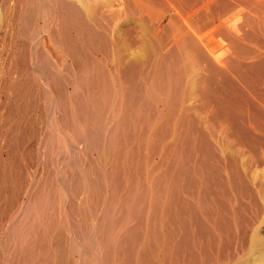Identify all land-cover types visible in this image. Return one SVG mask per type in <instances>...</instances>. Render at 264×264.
I'll return each mask as SVG.
<instances>
[{"label":"bare ground","instance_id":"1","mask_svg":"<svg viewBox=\"0 0 264 264\" xmlns=\"http://www.w3.org/2000/svg\"><path fill=\"white\" fill-rule=\"evenodd\" d=\"M34 1L3 0L5 36L14 40L13 24L20 18L34 20L35 8L28 10ZM87 1L44 0L50 18L44 15L53 24L50 37L59 49L56 60L50 50L38 53L31 45L30 55L14 52L8 72L0 65L6 98L0 102V148L7 153L0 154V245L18 248L14 261L12 251L1 259L93 264L73 254L78 240L91 232L99 252L95 264H232L236 256L237 264H264V0ZM21 42L11 45L27 52ZM37 76L46 83L42 94L51 99L50 126L56 130L39 139L41 158L52 166L31 176L21 162L32 154L20 146L39 136L33 115L42 98ZM174 117L178 131L171 132ZM145 138L153 157L142 168ZM70 141L83 143L86 156L96 150L105 167L87 159L79 172ZM198 152L200 172L188 165ZM210 161L217 165L209 167ZM195 173L216 176L223 199L208 198L209 187L204 195L200 190L197 203L183 197L184 182L190 190L196 187ZM108 181L110 200L102 193ZM61 190L68 195L63 212ZM77 201H88V216L78 214ZM5 220L7 234L1 232ZM117 225L122 233H110ZM221 237L226 250L236 240L242 255L231 250L221 256ZM246 245L248 252L259 250L250 262Z\"/></svg>","mask_w":264,"mask_h":264},{"label":"rangeland","instance_id":"2","mask_svg":"<svg viewBox=\"0 0 264 264\" xmlns=\"http://www.w3.org/2000/svg\"><path fill=\"white\" fill-rule=\"evenodd\" d=\"M87 1V0H86ZM90 2H93L94 0H89ZM89 1H87L88 2V4H89ZM102 0H100V2H101ZM104 1V0H103ZM3 0L2 1H0V6L2 7L3 6ZM35 2H37V4L35 3ZM44 2V0H35L34 1V3L35 4H33V6L34 7H32V8H28V10L29 11H31L32 12V10L35 8V10H33V12H32V17L34 18V20L31 18V21H33V22H31V21H29V22H27V20H25L24 22H23V18H20L21 20H19V21H21V22H19V21H17V22H15V24H13V27H14V33H13V35L15 36L17 33V35L15 36V38H14V40L12 39L13 37L11 36V38H10V36H7V37H9L8 39L6 38V36H5V34H6V32H5V29H3V21H0V56H2L3 57V60L4 61H2V59H0V65H1V63H4V64H2L3 66V69H4V72H8L9 70H11L10 69V65L11 64H8L7 63V61H9V63L10 62H12V64H14V62H13V58H12V56L14 55V52L16 53V52H18V54L22 57L23 55H24V53H28V55H30V53H31V49H30V47L32 48L33 46L34 47H36V50L38 51V53H39V51H40V53L43 51V53L42 54H44L45 52H46V50H50L48 53H50L52 56V61L53 60H56V57H55V54H57V52L59 51V49L57 48V45H56V43H55V41L54 40H52V37H50V34H52V32L51 31H53L52 29H53V24L51 23V21H49L48 19L50 18V16L48 15V14H46V13H49V11H47V9L44 11V7H42L43 6V3ZM40 3V4H39ZM103 3V2H102ZM15 3L12 1L9 5H11V6H13ZM87 4V5H88ZM4 8V6L2 7V12H3V9ZM26 8V9H27ZM37 8V9H36ZM25 8L23 9V11L25 12V10H26ZM46 12V13H45ZM34 13V14H33ZM48 15V17L49 18H47V16H45V15ZM34 15H36V16H34ZM46 17V19L44 18V17ZM36 18V19H35ZM49 21V22H48ZM22 23H28L27 25L25 24H22ZM38 24V25H37ZM14 25H16V27L14 26ZM21 25V26H20ZM24 25V26H23ZM22 26L25 28V30L26 29H28L27 30V32H26V34L24 33V31H23V29L24 28H22ZM26 26V27H25ZM50 26V27H49ZM49 27V28H48ZM22 30H21V29ZM48 29V30H47ZM18 30H21V31H23V33L21 32V31H18ZM18 31V32H17ZM50 31V32H49ZM4 32V33H3ZM16 33V34H15ZM19 33H21V34H19ZM27 33H29V35L27 34ZM33 35H32V34ZM22 34H25V35H27V36H25V35H23V38H24V40H22L23 38H22ZM2 36L4 37L5 36V38H4V40H3V38H2ZM25 36V37H24ZM28 38L29 39H31L32 41H34V42H30V40H28ZM51 38V39H50ZM10 39H12L13 41H14V43H12L13 41L11 40V43H9V41H10ZM19 39H21V40H19ZM8 40V41H7ZM15 40L16 41H19V42H21V41H25V43L24 44H26V46H28V50H27V52H25V51H20L19 52V50L21 49H18V51H15V49H17V48H15L14 46H12L13 44H15ZM36 40V41H35ZM27 41V42H26ZM21 43H23V42H21ZM32 43V44H31ZM35 43H36V46H35ZM8 44H10V46L8 45ZM12 44V45H11ZM30 44V45H29ZM31 45H33V46H31ZM37 45H38V47H37ZM14 48V49H12V48ZM9 48V49H8ZM40 48V49H39ZM54 48V49H53ZM13 50V52H12V50ZM30 49V50H29ZM45 50V51H44ZM30 51V52H29ZM12 52V53H11ZM47 53V52H46ZM45 53V54H46ZM59 53V52H58ZM11 57V61H10V58L9 57ZM9 58V60H8V58ZM14 57V56H13ZM21 57H19V59L18 60H20V58ZM54 58V59H53ZM7 59V60H6ZM6 61V62H5ZM20 61H18V68L19 69H21L20 67H22V64L21 63H19ZM54 63V62H53ZM56 63V62H55ZM8 65V66H7ZM30 65H32V64H30ZM20 66V67H19ZM32 67H34L33 65H32ZM0 68H1V66H0ZM9 68V69H8ZM34 69V68H33ZM38 77V76H37ZM36 79V78H35ZM39 79H41L40 77H38L37 78V81H36V83H38V88L40 87L39 85H41V87H40V90L42 89H44V86H46V83H45V85L43 86L42 85V83L43 82H41L42 81V79H41V81L39 80ZM2 81H3V79H2ZM3 83V82H2ZM39 90V89H38ZM41 90V92L39 91V94L41 93L42 94V92H44V90L42 91ZM1 94H0V102H1V105H2V102L3 101H5L6 100V98H5V96L3 95V93L2 92H0ZM45 93V92H44ZM43 93V94H44ZM43 94H42V98H39L37 101H38V104H39V106L38 107H36V111H35V113L33 114L34 115V117L32 116V118H34V119H36V121H35V123H36V125L38 124V126H39V136L38 137H33L32 138V136L28 139V140H24V142H26V143H24V144H21V146H20V149L23 151V150H26V151H28V150H30V152H31V154L32 155H30V158L29 159H25V160H23L21 163L25 166L26 165V167L28 168V170L30 171V175L32 176V175H34L35 173L37 174V175H39L40 176V174H42V170H43V168H45L46 169V165L48 166V167H51L52 165H50L49 164V162L47 161V162H45L44 161V158H43V160H42V158L41 157H43V156H41V155H44L43 153H44V146L42 145V143H41V141L39 140L40 139V136L42 137L43 136V134H46L49 130L50 131H52L53 133H54V131L56 130V127L54 126V125H51L50 126V124H53V121H52V123H50L51 122V120H52V118H54L53 116H51V114L49 113V109H50V104H51V99H50V97H44L43 96ZM41 96V95H40ZM40 99H41V102H40ZM49 101V102H48ZM47 102V103H46ZM200 103H201V101H198L197 103H196V108L197 109H199V112H201L200 110V108H201V105H202V103H201V105H200ZM1 105H0V108H1ZM50 106V107H49ZM160 107H162V106H160ZM200 107V108H199ZM1 110L2 109H0V112H1ZM50 115V116H49ZM51 117V118H50ZM50 119V121H48ZM161 122V121H160ZM48 123V124H47ZM159 124H163L164 125V123H159ZM171 125V126H170ZM170 125H169V129L168 130H170L171 132H174V131H176L177 130V127H178V121H176V118L174 117L172 120H171V122H170ZM173 126H174V128L175 129H173ZM54 128V129H53ZM171 128L173 129V131L171 130ZM49 129V130H48ZM51 129H53V130H51ZM43 130V131H42ZM178 131V130H177ZM43 132V133H42ZM52 132H50V133H52ZM195 135V138H198L199 137V135H198V133L196 134H194ZM196 136H198V137H196ZM69 136H67L66 138H68ZM67 140V139H66ZM32 141H34V142H32ZM39 141H40V144H39ZM71 142V144L69 143V145H73L74 143H72V141H70ZM33 145H32V144ZM35 143V144H34ZM75 144H76V146H75ZM74 144V146L75 147H77V148H75V147H73L74 149H76V150H74L73 148H72V151L74 152V164L77 162V164H75L74 166V168H76L79 172L81 171L80 170V168H81V166L80 165H85L86 164V160L87 159H89L90 161H91V159L92 160H95L96 162H98V164L99 165H103L104 166V164H102L103 162H102V160L101 161H97V160H99L98 159V157L96 156V155H98V153H96L97 151L96 150H94V149H92V151H91V153H90V155H87L86 156V154H88L87 153V151L85 150L86 149V147L84 146V147H82V145H83V143H80V145H79V143H75ZM144 147H143V149L144 148H146V150L144 149V151L142 150V153H143V155L141 154V160H140V166L142 167V168H144L145 166H146V164H147V160L149 159V161L151 160L150 158H152L153 157V155H150L147 151H148V149H147V140H146V138H145V141H144ZM22 145H23V147H22ZM41 145V146H40ZM56 145V144H55ZM54 145V147H56ZM78 145V146H77ZM57 146L58 147H56V149L58 148L59 149V147L60 146H62L61 144L60 145H58V143H57ZM0 147H1V145H0ZM34 147H35V149H34ZM27 148V149H26ZM33 148V149H32ZM62 148V147H61ZM60 148V149H61ZM80 148V149H79ZM3 149V148H2ZM1 148H0V154H1V156H2V158H4V157H7V155H5V154H7L6 153V150H2ZM79 149V150H78ZM84 151H83V150ZM160 149H162V147L160 148ZM1 150H2V152H1ZM35 150V151H34ZM93 150H94V152H93ZM34 151V152H33ZM82 151V152H81ZM86 152V153H85ZM146 153H147V155H146ZM34 154V155H33ZM84 154V155H83ZM92 154V155H91ZM78 155V156H77ZM82 155V156H81ZM83 156H84V159H83ZM85 156H86V158H85ZM93 156V157H92ZM77 157V158H76ZM81 157V158H80ZM193 158L191 159V161H189L188 163H190V164H188L191 168H193V170L195 169V171L197 170L198 172H200L199 171V167H201V160H202V155L200 154V152H198L197 154L195 153V154H193V156H192ZM198 158H199V160H198ZM78 159V160H77ZM147 159V160H146ZM80 160V161H79ZM28 161H29V163H28ZM76 161V162H75ZM84 162L83 164L81 163V162ZM99 162H101V163H99ZM144 162V163H143ZM211 162V163H210ZM210 162H208L207 164H208V166L210 165L211 167H214V166H216L217 164L215 163V162H213V161H210ZM213 162V163H212ZM214 164V165H213ZM78 165H79V167H78ZM88 165V164H87ZM108 165V168L110 169L111 168V166L113 165V164H111V163H109V164H107ZM102 166V167H103ZM209 166V167H210ZM78 167V168H77ZM105 167V166H104ZM196 171V172H197ZM197 174H198V176H197ZM200 175V176H199ZM210 174H204V175H201V174H199V173H195L194 175H192L191 174V177L192 178H194L196 181H195V183H196V187L194 188V189H189V187H188V183L186 184L185 182H184V192H183V197H185V198H187L188 200H191V201H193L194 203H197V201H198V199H199V197H200V190L202 191L201 192V195H204V190H205V188L206 187H209V188H211V189H208V192L206 193V196L208 197V198H210V199H212V201H214V202H216L217 203V199H216V197L218 198V196H219V198L218 199H223V197L222 196H224V193H222V191L220 190V188L218 187V185L221 183V182H218L219 181V179L218 178H216V176H210ZM94 177V178H93ZM93 177H92V180L94 181V179H95V176L93 175ZM204 177H206V178H208V179H206V178H204ZM32 178V177H31ZM221 179H222V177H220ZM33 179V178H32ZM217 179V180H216ZM200 180V181H199ZM222 180H224V179H222ZM211 181V182H210ZM124 183H123V185L124 186H127L126 185V183H127V181L125 182V181H123ZM187 182V181H186ZM217 182H218V184H217ZM222 182H225V181H222ZM210 183H212L214 186H212V184H210ZM216 184V187H215V184ZM84 184V183H83ZM82 184V187L84 186ZM109 184V181L107 182V184L105 185L106 187H105V191L104 192H102V193H104V197H109L108 199L110 200L111 199V197H113V195H112V191H111V188H110V184H109V186H107ZM201 186V187H200ZM128 187V186H127ZM108 188V189H107ZM125 188V190H121V193L122 192H124V194L126 193V190H127V188L126 187H124ZM123 188V189H124ZM202 188V189H201ZM215 190H214V189ZM82 189H86L85 187H83ZM106 189H107V191H106ZM110 189V190H109ZM191 192H190V191ZM196 190V191H195ZM188 191V192H187ZM193 191V192H192ZM212 191H213V193L216 195V196H214V194H212ZM219 192V193H217V192ZM135 192L136 193H138L139 195L140 194H143V190L141 189V188H136L135 189ZM220 192H221V194H220ZM107 193V194H106ZM191 193V194H190ZM57 194H59L58 196V205H59V208H60V210L63 212V211H65V208L66 207H63L64 206V204H65V206H66V203H64L65 202V199L67 200V196H66V194H64V192L61 190V192H59V193H57ZM63 194H64V196H63ZM212 194V195H211ZM220 194V195H219ZM61 195V196H60ZM107 195V196H106ZM66 196V197H65ZM214 196V197H213ZM22 197H26V193H24L23 192V194H22ZM63 197H65V198H63ZM82 197V196H81ZM221 197V198H220ZM23 198V199H24ZM60 198L63 200H60ZM151 198V197H150ZM150 198L148 199V200H150ZM214 198V199H213ZM236 199H238V201L240 200L241 201V199L240 198H238V196L236 197ZM216 200V201H215ZM83 201V200H82ZM82 201H80V202H78V203H81V207H80V211H78V214L80 213L81 215H83V216H85L86 217V215L88 214L89 215V211H90V205L88 204V201L87 202H82ZM22 202V201H21ZM60 202V203H59ZM218 202H219V200H218ZM26 203H28V200H26L25 199V204ZM84 204V205H83ZM118 204V203H117ZM86 205V206H85ZM220 206H217L218 207V209H217V213H221V210H223L224 208H222V206H221V204H219ZM120 207V204H118V205H116L115 207H114V210H113V214L114 215H112L113 216V219H116V218H118V215H119V212H118V208ZM84 208V209H83ZM219 208H220V210H219ZM85 210V211H84ZM225 211V210H224ZM85 212V213H84ZM88 212V213H87ZM84 213V214H83ZM222 213H223V211H222ZM87 215V216H88ZM80 216V215H79ZM9 218V215L8 216H5L4 218ZM84 217V218H85ZM6 220H8V219H6ZM3 221L4 223L3 224H5L3 227L5 228L6 226V228H7V230H6V228L4 229V228H2L1 230H3V231H1L3 234L5 233L4 232V230L6 231V234H7V232H8V230H9V221ZM7 224H6V223ZM128 223H127V225H129V226H133L134 225V221H132V222H130V221H127ZM131 224V225H130ZM119 225H117V226H115L114 228H112L111 229V232L110 233H112V234H120V233H122V231H120V229H123V228H121L120 227V229H119V227H118ZM264 224H262L261 225V229H263L264 227ZM118 227V228H117ZM177 229V228H176ZM196 229V227L194 228L193 227V229L192 230H194L195 232L193 233V231L191 232L192 233V237L194 238V234L196 233V234H198L197 233V231H198V229H197V231L195 230ZM178 230V229H177ZM178 231H179V234H178ZM178 231H176V234H177V237L178 236H180L181 235V232H180V230H178ZM252 231V230H251ZM250 231V232H251ZM263 232V236H264V231H262ZM91 233V232H90ZM90 233L88 234V235H90ZM222 233V232H221ZM195 234V235H196ZM251 234V233H250ZM88 235H85L86 236V238H83V239H81V240H78V242H77V249L79 250V248H80V250L79 251H77V249H76V252L75 253H73L74 254V258L75 259H79V257H81V255H83V258L82 259H86V261H91L93 264H95V259H96V257L94 256L95 254H98L99 252H98V246H97V243L95 242V240H94V238H93V236H92V233H91V235L90 236H88ZM88 236V237H87ZM196 237H198L197 235H196ZM194 238V240L195 239H197V238ZM88 238V239H87ZM222 238V241L220 242L221 243V245L217 248V250H219V254L221 255V256H223V255H227V252L229 251V252H231V250H232V252L231 253H235V251H237V253L238 254H240L239 256H241L242 255V253L240 252V251H238V250H240V247H239V245L237 244V242H236V240H235V242H234V244H233V248H230V250H229V248H228V250H226L227 249V247H226V241H224L225 239H223V237H221ZM85 239V240H84ZM88 241H87V240ZM93 239V240H92ZM92 242H91V241ZM81 241V242H80ZM85 241H87V242H89V243H86ZM83 242V243H82ZM2 243H4V241L3 240H1L0 241V244H2ZM222 243H224V244H222ZM87 244H89L88 245V247L89 246H91V247H89V248H87ZM82 245H84V246H82ZM224 245V246H223ZM236 245V246H235ZM80 246V247H79ZM92 246H94V247H92ZM95 246H97V252L95 251ZM238 246V247H237ZM11 247V249L9 250V248H5V246H3V245H0V264H4V263H2V262H5V264H9V262H7V260H4V259H1L2 257V255L3 254H9V251H10V253L12 254V252L15 250V251H17L16 249H18V248H15V246L14 245H11L10 246ZM224 247H226V249L224 248ZM246 247H247V245H246ZM250 246L248 245V247L246 248V250L243 252L244 254H245V256H246V254H249V261H247V262H250L251 261V253L252 254H255V252L257 251V252H259V250H251L250 252H248L247 250H248V248H249ZM94 248V249H93ZM237 248H238V250H237ZM82 249V250H81ZM92 249V250H91ZM225 249V250H224ZM236 249V250H235ZM5 250H6V252H5ZM83 250H85V251H83ZM87 250V251H86ZM12 251V252H11ZM81 251V252H80ZM79 252V253H78ZM88 252V253H87ZM223 252V253H222ZM248 252V253H247ZM2 253V254H1ZM15 252H13V254H12V257H11V261H14V256L13 255H15L14 254ZM80 253H83V254H80ZM86 253V254H85ZM91 253V254H90ZM78 254V255H77ZM85 254V255H84ZM79 256V257H78ZM85 256V257H84ZM86 256L87 257H89V258H86ZM92 256V257H91ZM237 257L238 256H236V258H234V260L233 261H235V262H237L236 260H237ZM12 258H13V260H12ZM7 262V263H6ZM235 262H233L232 264H237V263H235ZM11 264V263H10ZM231 264V263H230Z\"/></svg>","mask_w":264,"mask_h":264},{"label":"built area","instance_id":"3","mask_svg":"<svg viewBox=\"0 0 264 264\" xmlns=\"http://www.w3.org/2000/svg\"><path fill=\"white\" fill-rule=\"evenodd\" d=\"M0 75H1V70H0Z\"/></svg>","mask_w":264,"mask_h":264}]
</instances>
